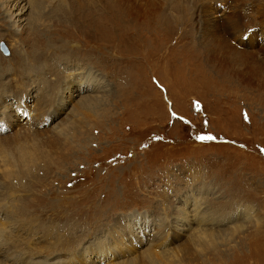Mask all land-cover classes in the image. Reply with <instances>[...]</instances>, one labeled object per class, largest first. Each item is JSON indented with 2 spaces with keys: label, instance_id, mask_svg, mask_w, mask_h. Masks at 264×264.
Returning <instances> with one entry per match:
<instances>
[{
  "label": "rangeland",
  "instance_id": "rangeland-1",
  "mask_svg": "<svg viewBox=\"0 0 264 264\" xmlns=\"http://www.w3.org/2000/svg\"><path fill=\"white\" fill-rule=\"evenodd\" d=\"M15 1L0 264H264V0Z\"/></svg>",
  "mask_w": 264,
  "mask_h": 264
},
{
  "label": "bare ground",
  "instance_id": "bare-ground-1",
  "mask_svg": "<svg viewBox=\"0 0 264 264\" xmlns=\"http://www.w3.org/2000/svg\"><path fill=\"white\" fill-rule=\"evenodd\" d=\"M17 1V3L15 4V7H16V9L18 10V9H20V12H14L13 10L12 11H9V10H7V16L9 17V19H11V20H13L14 22H16V20H15V16H17L18 15V13H22L23 11H25V10H23L24 9V7H26V5H24V6H22L21 7V3H22V1L21 0H16ZM15 1V2H16ZM121 1V0H120ZM29 2V1H28ZM63 2H64V0H63ZM132 2V1H131ZM49 3V2H48ZM57 3H58V0H56V5H57ZM117 3V2H116ZM125 3L126 4H128L129 5V3H127L126 2V0H125ZM29 4V3H28ZM58 4H60V3H58ZM30 5H31V8H32V12H31V17H29V21L31 22V28H30V30L31 31H33L34 32V30H36L37 29V27H39L38 26V23H41V20H38V15H39V12L40 11H43V7H44V5H45V0H32L31 2H30V4H29V6L28 7H30ZM138 6V5H137ZM125 7V6H124ZM140 7V6H139ZM157 7V6H156ZM141 8H144L143 6H141ZM153 9H155V8H153ZM160 9V8H159ZM120 10V9H119ZM118 10V11H119ZM150 10V9H149ZM19 11V10H18ZM116 11V10H115ZM121 11V10H120ZM144 11V10H143ZM157 11V10H156ZM147 13V12H146ZM151 14V13H150ZM156 14V13H155ZM154 15V14H153ZM152 15V16H153ZM124 16V15H123ZM160 16V15H159ZM133 17V16H132ZM135 17H137L136 15H135ZM141 17V16H140ZM145 17V16H144ZM20 19V18H19ZM18 19V20H19ZM160 19V18H159ZM145 20V19H144ZM38 22V23H37ZM144 22H146V21H144ZM147 22H149V21H147ZM160 22V21H159ZM152 26H154V25H152ZM155 26H156V24H155ZM220 39V38H219ZM26 40V39H25ZM224 40V39H223ZM222 40V41H223ZM50 43H51V41H50ZM225 43V42H224ZM231 43V42H230ZM222 44H223V42H222ZM67 44H65V46H66ZM211 45H212V43H211ZM218 45H220V44H218ZM31 46V45H30ZM209 46V45H208ZM59 46L57 45V48H58ZM222 47V46H221ZM48 50H50V49H57V48H55V47H53L52 45H48ZM60 49V48H59ZM208 49V48H207ZM48 50H46L45 49V47H43V51L44 52H51V51H48ZM28 54H30L31 56H33V58H34V62H29V58H27V60H24L23 61V68L25 69V68H29L30 69V71H32V70H34V71H36L39 67H40V62H42V60L41 61H38V60H36V54H34V47L33 46H31V47H29V49L26 51ZM223 52H224V50H223ZM17 53H18V55L19 54H22V51L21 50H17ZM24 53V52H23ZM48 53H46V54H48ZM212 53V52H211ZM215 54V53H214ZM216 55V54H215ZM24 56V55H23ZM223 56V55H222ZM210 57V56H209ZM254 57V56H253ZM221 58H223V57H221ZM248 58V57H247ZM252 58V57H251ZM224 59V58H223ZM208 61V60H207ZM46 62V61H45ZM48 62L49 61H47L46 63H45V69H44V71H45V73H47L48 72V70L47 69H49L48 68ZM221 63V62H220ZM222 63H224V62H222ZM249 63V62H248ZM254 64V63H253ZM51 65V64H50ZM83 71V70H82ZM55 72L54 71H50V73H48V74H54ZM92 75V74H91ZM57 80H59L58 79V77L56 78ZM263 79V78H262ZM3 81V80H2ZM64 81V80H63ZM85 82V81H84ZM83 82V84H86V86H87V89H90V87H91V89H93L94 88V86H91V84H92V82L93 81H91L90 79H88L85 83ZM89 83V84H88ZM4 84V83H3ZM57 84V83H56ZM66 84V83H65ZM4 85H6V84H4ZM3 85V86H4ZM15 85H16V83H15ZM89 85H90V87H89ZM2 86V87H3ZM6 87V86H5ZM0 89H2L1 87H0ZM95 89V88H94ZM2 91V90H1ZM53 91V90H52ZM53 93V92H52ZM61 93H62V91H61ZM60 93V94H61ZM47 94V93H46ZM59 94V95H60ZM90 98H92V97H90ZM89 98V99H90ZM4 99V98H3ZM45 99V98H44ZM83 99H85V98H83ZM95 99V98H94ZM94 99H90V100H83L81 103H80V107L81 108H84V106L86 105V103L88 102V101H92V100H94ZM46 100V99H45ZM44 100V101H45ZM54 100V99H53ZM52 100V101H53ZM51 101V100H50ZM44 106V105H43ZM43 106H41V108L43 107ZM40 108V107H39ZM40 108V109H41ZM45 109H47V108H45ZM77 111H79V110H77ZM42 114V113H41ZM66 133V132H65ZM9 160V159H8ZM8 172V171H7ZM260 218V217H259ZM258 219V218H257ZM260 220V219H259ZM189 228V227H188ZM3 229V228H2ZM55 230V229H54ZM1 236V235H0ZM6 236V235H5ZM58 236V235H57ZM1 238V237H0ZM5 239V237H3V239L2 240H4ZM8 239V238H7ZM5 244V243H4ZM9 244V243H8ZM18 245V244H17ZM6 248H7V246H6ZM151 249V248H150ZM38 254V253H37ZM128 259V258H127ZM126 259V260H127ZM67 261V260H66ZM124 261V260H123ZM119 263V262H118Z\"/></svg>",
  "mask_w": 264,
  "mask_h": 264
},
{
  "label": "snow or ice",
  "instance_id": "snow-or-ice-1",
  "mask_svg": "<svg viewBox=\"0 0 264 264\" xmlns=\"http://www.w3.org/2000/svg\"><path fill=\"white\" fill-rule=\"evenodd\" d=\"M198 139H201V140H203V139H211V137H203V136H201V137H198Z\"/></svg>",
  "mask_w": 264,
  "mask_h": 264
},
{
  "label": "water",
  "instance_id": "water-1",
  "mask_svg": "<svg viewBox=\"0 0 264 264\" xmlns=\"http://www.w3.org/2000/svg\"><path fill=\"white\" fill-rule=\"evenodd\" d=\"M1 48L7 52L6 47L4 46L3 43L1 44Z\"/></svg>",
  "mask_w": 264,
  "mask_h": 264
}]
</instances>
